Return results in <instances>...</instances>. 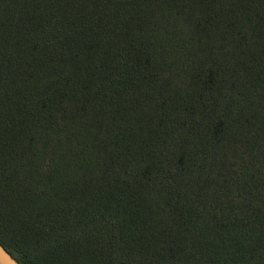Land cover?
<instances>
[{"label": "trees", "instance_id": "1", "mask_svg": "<svg viewBox=\"0 0 264 264\" xmlns=\"http://www.w3.org/2000/svg\"><path fill=\"white\" fill-rule=\"evenodd\" d=\"M0 241L264 264V0H0Z\"/></svg>", "mask_w": 264, "mask_h": 264}, {"label": "water", "instance_id": "2", "mask_svg": "<svg viewBox=\"0 0 264 264\" xmlns=\"http://www.w3.org/2000/svg\"><path fill=\"white\" fill-rule=\"evenodd\" d=\"M0 264H21L0 241Z\"/></svg>", "mask_w": 264, "mask_h": 264}]
</instances>
